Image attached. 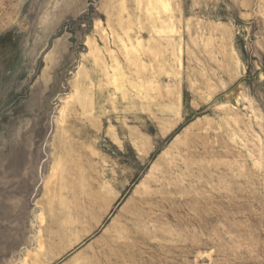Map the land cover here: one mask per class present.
Listing matches in <instances>:
<instances>
[{
    "label": "rangeland",
    "instance_id": "374dc122",
    "mask_svg": "<svg viewBox=\"0 0 264 264\" xmlns=\"http://www.w3.org/2000/svg\"><path fill=\"white\" fill-rule=\"evenodd\" d=\"M0 264H264V0H0Z\"/></svg>",
    "mask_w": 264,
    "mask_h": 264
}]
</instances>
